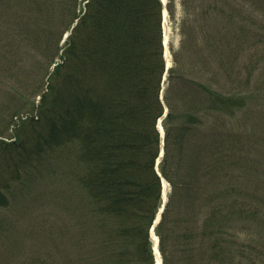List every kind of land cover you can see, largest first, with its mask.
<instances>
[{"label":"trees","instance_id":"trees-1","mask_svg":"<svg viewBox=\"0 0 264 264\" xmlns=\"http://www.w3.org/2000/svg\"><path fill=\"white\" fill-rule=\"evenodd\" d=\"M23 4L4 68L32 82L24 97L2 82L14 103L0 106V209L51 166L71 217L70 253L64 244L55 264H155L150 229L165 183L153 228L161 264H264L232 235L234 214L264 225V195L234 183L231 124L245 92L233 91L223 15L201 23L195 7L183 10L166 68L161 0ZM21 45L22 66L12 48Z\"/></svg>","mask_w":264,"mask_h":264},{"label":"rangeland","instance_id":"rangeland-1","mask_svg":"<svg viewBox=\"0 0 264 264\" xmlns=\"http://www.w3.org/2000/svg\"><path fill=\"white\" fill-rule=\"evenodd\" d=\"M80 1L78 0L79 3ZM163 1L164 3L161 0L163 36L167 37V59L170 65V44L173 48L178 45L177 26L184 16L183 10L191 12L195 7L196 17L201 23L207 20L212 23L219 22L220 16L223 15L225 23L222 25L225 26L231 47L233 91L237 94L245 92L243 106L235 111L231 124L237 156L233 168L234 183L242 187L241 193L245 197L252 192L263 196L264 0H187L185 9L181 6V0H175L174 22L169 19L166 9L168 0ZM23 2L24 0H0V106L5 105V110L14 101H6V89L2 82H12L23 97L30 90L29 84L32 82L28 78L22 85V80L15 81L19 77L18 73L11 75L10 71L4 68L6 61L13 59L9 58L7 50L9 37L15 29L14 10L17 7L19 10L23 8ZM79 7L80 4L77 11ZM18 30L16 28V31ZM66 34L64 33L62 38H65ZM12 48L16 52L14 61L24 65L23 46ZM15 76L16 79L13 80ZM38 98L36 96L35 100ZM244 158L246 165L243 164ZM249 164L256 165L255 173L249 169ZM29 178V182L17 186L8 206L0 209V264H55L61 256L59 249L66 243L70 253L69 235L62 239V220L69 228L71 221L64 206V198L67 197V194L63 193L66 183H63L59 173L51 166L33 175L32 179L31 176ZM165 190L167 192V186ZM260 217L248 213L234 214L232 221L234 243L247 244L250 241L249 243L254 244L251 254L256 259L264 257V225L259 220ZM242 264L250 263L247 261Z\"/></svg>","mask_w":264,"mask_h":264},{"label":"water","instance_id":"water-1","mask_svg":"<svg viewBox=\"0 0 264 264\" xmlns=\"http://www.w3.org/2000/svg\"><path fill=\"white\" fill-rule=\"evenodd\" d=\"M162 2L164 3L163 0H162ZM164 14H165V12H164ZM66 36H67V34L64 37H66ZM166 39H167V37H166V35H164L163 36L164 56H165V60H166V68H168L170 64H169V60L167 59ZM159 128H160V130L162 132V127L160 125V120H159ZM165 189H166V184L164 183L163 184V193H162L163 194V203H162V206L160 208V212H161V210H162V208L164 206V203L166 202V190ZM160 212L158 213V215H157L156 219L154 220V223H153V225H152V227L150 229L151 237H152V239L154 241L153 250H154V253H155V263L156 264H161V258H160V255H159V252H158V249H157L158 239H157V237L154 234L153 228H154V225L158 222V220L160 218Z\"/></svg>","mask_w":264,"mask_h":264}]
</instances>
